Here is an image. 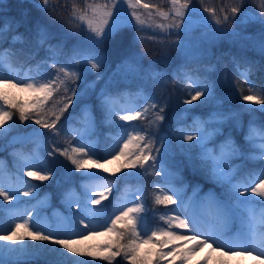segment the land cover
<instances>
[{"label": "rangeland", "instance_id": "rangeland-1", "mask_svg": "<svg viewBox=\"0 0 264 264\" xmlns=\"http://www.w3.org/2000/svg\"><path fill=\"white\" fill-rule=\"evenodd\" d=\"M105 1L53 18L58 29L79 41L83 53L53 65L47 77L0 60L9 72L0 70V89L29 108L12 116L0 110V154L11 152L15 165L11 169L0 158V264L28 257V239L32 247L52 242L62 264L112 262L125 225L135 232L129 249L120 253L128 264H152L157 251L162 254L159 264H264V175L249 184L238 181L233 177L240 163L234 147L228 141L219 142L217 150L210 145L215 132L237 131L246 122L257 148L253 155L264 157V134L257 128L264 101L252 95L239 101L226 71L219 72L222 81L213 98L199 96L204 99L200 110L191 99L178 101L171 90L177 64L209 58L222 41L264 50V0H136L146 14L117 0ZM222 7L227 25L220 32L210 21ZM156 10H179L200 22L176 27ZM123 17L146 26L134 42L149 48L135 49L120 61L91 52ZM248 20L254 23L243 26ZM102 101L113 111L111 128L118 133L109 149L98 151L92 132ZM204 112L211 121L203 119ZM70 133L79 139L80 157L68 150ZM133 136L144 143L134 148ZM21 144H31L32 151L22 153ZM204 155L214 178L234 190L231 202L212 190L188 193L178 181L180 172H193ZM71 165L84 174L85 199L75 190L70 193L64 200L68 216L47 209L48 199L37 196L36 179L53 173L52 185L59 188L75 178ZM121 184L128 186L124 196L107 211L104 199Z\"/></svg>", "mask_w": 264, "mask_h": 264}, {"label": "trees", "instance_id": "trees-1", "mask_svg": "<svg viewBox=\"0 0 264 264\" xmlns=\"http://www.w3.org/2000/svg\"><path fill=\"white\" fill-rule=\"evenodd\" d=\"M90 2V0H48L46 7L39 8L37 4L44 5L45 0H0V60L3 57L11 68H17L20 71L27 70L35 77H47L51 74L53 65H60L74 55L83 53L79 41L76 42L72 36L58 29L54 25L53 18H57L59 15L70 16V10ZM223 8L219 11V17L214 20L222 29L227 25L222 17L225 10ZM134 11L146 14L143 9H135ZM154 15L157 16L156 13ZM261 18L263 19L262 16ZM170 20L174 21L172 23L176 24V27H194L193 23L179 16L172 15L163 21L169 22ZM252 23H254L253 20H248L243 26ZM41 31L42 34L39 33ZM135 31L146 32L147 28L143 24L137 23L133 18L123 17L105 31L104 37L95 49L99 53L107 55L111 61L124 59L135 49L138 51L148 49V45L144 43L132 44L131 36ZM159 65L157 64V66ZM0 69L7 72L1 62ZM221 71H226L228 78L233 82V89L239 101H242L246 95H252L258 100L264 101V50L257 53L249 46L243 47L242 44L230 45L225 41H222L219 47L215 46L213 55L209 58L176 65L174 74H172L173 85L171 90L173 97L180 102L191 99L194 101V106H197V110H200L201 101L204 99L209 101L220 88L218 83L222 81L219 74ZM186 75H189L191 80L185 79ZM194 81H197L201 88H195ZM28 109V105L24 100L13 98L0 89V110L3 116L21 115ZM113 114L107 103L99 102L94 117L96 128L92 132L93 137L97 138L95 147L98 151L109 149L115 141L118 131L111 128L114 119ZM203 114L206 116L203 118L204 120L211 121L212 118L207 117L209 113L204 112ZM246 125V122L242 123L237 131L232 130L233 132L230 133L225 129L215 132L212 136L211 145L217 150L219 142L228 141L234 147L236 150L235 155L238 157L240 164L233 177L238 181L249 184L250 181L256 182L259 177L264 175V157L260 158V155H257V157L253 155L257 149L254 148L251 142L252 130ZM184 126L189 127L190 124L187 123ZM257 128L264 134V118L259 120ZM71 141L70 148H68L71 151V156L81 155L77 151L78 149L75 148L78 145L77 140L72 139ZM131 143L134 148H137L144 143V140H139L136 136H133L131 137ZM18 147L22 153H30L32 150L30 145L24 146V144H21ZM0 158H6L11 169L15 167L11 152L1 153ZM71 167L75 178L59 188L52 185L53 173H50L46 178L36 179L37 196H45L48 199L49 206L47 209L49 208L50 211L55 208L60 209L65 211L68 216L69 213L64 200L71 190L75 188L81 200L85 199L84 187L80 182V177L84 174L75 165H71ZM212 167L210 160L205 156L203 160L193 166V172L189 169L180 172L179 181L187 185L186 190L189 193L194 189H198V192L202 194L207 190H213L231 201L234 192L229 185L221 184L214 178L211 173ZM122 169L125 171L124 166ZM130 182L133 186L137 185L133 179ZM149 187L151 190L155 189L152 190L153 192H158L154 185L151 184ZM125 188L122 184L114 186L116 191H112V195L105 198L104 204H106L108 211L121 198ZM163 203L162 200H158L157 205L163 207ZM170 205L171 203L165 207H170ZM161 210L163 209L161 208ZM156 221H158L157 218ZM120 229L122 230L120 251L115 260L112 262L93 261L92 263L83 264H128L122 259L120 253L129 249L135 238V232L134 228L129 225H125ZM30 243L31 241L28 239V245L31 249L30 255L16 264H62L55 247L52 246V242L37 243L34 247ZM161 255L157 251L158 259L153 260L152 264H159Z\"/></svg>", "mask_w": 264, "mask_h": 264}, {"label": "water", "instance_id": "water-1", "mask_svg": "<svg viewBox=\"0 0 264 264\" xmlns=\"http://www.w3.org/2000/svg\"><path fill=\"white\" fill-rule=\"evenodd\" d=\"M122 1H124V2H128V3H130V2H134L133 0H122ZM134 3H135V5L139 6L138 3H136V2H134ZM169 14H174V13L171 12V13H169ZM178 14H180L182 17H184V18H186V19H190L188 16H186V15H184V14H181V13H178Z\"/></svg>", "mask_w": 264, "mask_h": 264}]
</instances>
